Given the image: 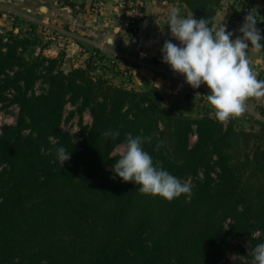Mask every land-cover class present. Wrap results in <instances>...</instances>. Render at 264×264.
I'll list each match as a JSON object with an SVG mask.
<instances>
[{"label": "trees", "instance_id": "1", "mask_svg": "<svg viewBox=\"0 0 264 264\" xmlns=\"http://www.w3.org/2000/svg\"><path fill=\"white\" fill-rule=\"evenodd\" d=\"M178 1L210 27L223 3ZM255 5L245 0L242 8ZM17 29L0 33V103L14 91L20 110L0 137V264H220L234 252L254 259L264 243L254 236L264 232L263 120L248 117L259 126L254 131L177 113L155 85L116 83L125 71L105 55L65 71L60 57L42 54L43 28ZM69 103L92 119L81 127L79 144L62 127ZM109 129L119 137L105 139ZM128 134L145 138L154 165L178 179L196 177L190 198L168 202L113 179L120 158L114 151ZM61 147L71 155L63 165ZM244 236L251 253L234 242Z\"/></svg>", "mask_w": 264, "mask_h": 264}, {"label": "crops", "instance_id": "2", "mask_svg": "<svg viewBox=\"0 0 264 264\" xmlns=\"http://www.w3.org/2000/svg\"><path fill=\"white\" fill-rule=\"evenodd\" d=\"M105 1L106 10L102 16L88 11H72L62 0H39L35 7L30 8V12L40 18L46 13V17L39 19L40 22L45 29L59 36L56 40L54 36L50 37V33L49 39L52 41L45 51L46 56L64 58L63 66L68 65L71 69L85 67L90 54L99 51L107 58L115 57L120 70H131L129 84L126 79L122 80L118 75L113 77L108 72L116 83L123 81L139 90L155 85L160 89L166 107L180 109L192 116L215 117V111L207 101V95L210 94L207 85L202 84L199 89L192 88L184 76L175 73L162 60L166 40L180 46V41L171 34L169 17L173 10H178L182 18L193 16L187 5L178 0H138L143 4L145 18L136 34H132L121 27V20L114 11L118 0ZM226 1H223L213 26L219 27L225 23L227 31L232 32V38L236 39L242 36L239 29L244 23L242 2L245 0L233 1L231 4V1ZM255 10L259 21L264 23V0H257ZM29 18L38 21L37 17ZM134 37H137V41L133 40ZM248 58L257 79L264 80V48H250ZM261 116H264V100L250 99L245 114L230 120L236 123V127L242 128V123L247 122L248 117L260 120Z\"/></svg>", "mask_w": 264, "mask_h": 264}, {"label": "clouds", "instance_id": "3", "mask_svg": "<svg viewBox=\"0 0 264 264\" xmlns=\"http://www.w3.org/2000/svg\"><path fill=\"white\" fill-rule=\"evenodd\" d=\"M257 22L255 15L249 12L239 29L242 36L233 39L225 23L210 27L209 19L182 18L178 10H173L169 17L171 34L180 41V46L166 40L162 60L175 73L184 76L192 88L207 85L210 89L207 101L222 124L242 117L250 99L264 100V80L257 79L248 58L250 48H264V37ZM119 135V131L111 129L103 133L105 139L115 140ZM144 142V137L127 135L126 143L120 146V158L112 166L113 179L118 176L125 183L135 182L141 194L168 202L181 195L190 198L191 185L163 170L158 163L154 165L153 158L142 147ZM162 143L157 144V151ZM57 158L63 165L71 155L61 147L57 149ZM253 257L252 264H264V243L254 248Z\"/></svg>", "mask_w": 264, "mask_h": 264}, {"label": "rangeland", "instance_id": "4", "mask_svg": "<svg viewBox=\"0 0 264 264\" xmlns=\"http://www.w3.org/2000/svg\"><path fill=\"white\" fill-rule=\"evenodd\" d=\"M38 1L39 0H23V1L22 0H0V33H5L15 28H18V30L16 31H19L20 29L22 31H25V28L26 26L29 25V23H33L37 25L39 29L43 28V30L40 32V40L43 42V45H46V48L43 49V52H42V54L46 56L45 51L47 47L49 46L50 42L52 41L49 39L50 33H51L50 37L54 36L56 40L59 38V36H57V33L50 32L49 29H45L44 24L40 22L39 19H41L42 17L43 18L46 17V13L42 14V17L40 18L39 15L35 14L34 12L33 13L30 12V8L35 7V4ZM229 1H231L229 2V4H231L233 1L235 2L237 0H229ZM226 2H228V0ZM242 3L244 4L245 2L243 1ZM256 3H257V0H256ZM18 11H20L21 13ZM242 11L244 10L242 9ZM30 16L35 17V18L37 17L38 21L30 19L29 18ZM33 53L34 52H32V54ZM29 56H30V53H27V57ZM33 57H39V56H37L34 53ZM61 61H62V65H61L62 69L64 68L65 71H70L71 69H73V67L69 69L68 65L63 66V64L65 63L64 58L61 59ZM10 74L12 75V72H10ZM45 88H46V85L43 83L42 80H39L37 83L38 93H42ZM14 94H15L14 91H10L8 93L7 100L3 103H0V137L3 134V130L5 127L13 126L16 124V121L19 115L20 110H19L18 103L15 102V100L13 99ZM175 110L177 113L186 114L184 111L180 109H175ZM91 122H92V119H91V115L89 111L85 110L82 112L79 110L77 105H73L72 103H69L63 112L62 127L66 132L70 133L73 136L75 140L74 142L77 144L81 143L83 140L82 137L78 136L81 131V127L89 125ZM242 124H243V127H242L243 129H246V130L252 129L254 131L259 130L258 124L255 123L254 121L248 120L247 122L242 123ZM195 142H196V136L192 138V143L194 144ZM121 151L122 149L120 148V146L117 147L114 151V156L120 157ZM212 176L213 178H216L215 173H213ZM199 177L204 178V175L201 173L199 174ZM195 178H196L195 176L194 178L190 176V177H186L180 180L183 182L189 183L192 187L195 182ZM254 236L264 237V232H256ZM234 242L236 244H240L243 248L247 250L248 253H251L252 247L249 241L247 240L246 236L239 237ZM252 262L253 260L249 259L247 256L234 252V253H230L220 264H252Z\"/></svg>", "mask_w": 264, "mask_h": 264}, {"label": "built area", "instance_id": "5", "mask_svg": "<svg viewBox=\"0 0 264 264\" xmlns=\"http://www.w3.org/2000/svg\"><path fill=\"white\" fill-rule=\"evenodd\" d=\"M69 4H73V6H69L72 11L75 12H83L88 11L90 13L96 14L98 16H102L106 10V1L105 0H65ZM121 20V27L132 34H136L137 29L139 28L140 23L145 18V12L143 9V4L138 0H118V3L114 10ZM251 12L255 15L257 22V28L261 32V36L264 37V23L260 22L254 8H246L242 12L243 20ZM18 30V29H17ZM264 43V41H262ZM42 49L38 47L37 54L41 53ZM99 51H94L90 54V56H97ZM99 55H102L99 52ZM112 63H116L115 57H110ZM125 79L129 78L131 75V70L129 68L124 70ZM260 120L264 121V116L259 117Z\"/></svg>", "mask_w": 264, "mask_h": 264}, {"label": "water", "instance_id": "6", "mask_svg": "<svg viewBox=\"0 0 264 264\" xmlns=\"http://www.w3.org/2000/svg\"><path fill=\"white\" fill-rule=\"evenodd\" d=\"M133 40H134V41H137V37H134Z\"/></svg>", "mask_w": 264, "mask_h": 264}]
</instances>
